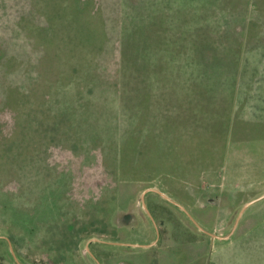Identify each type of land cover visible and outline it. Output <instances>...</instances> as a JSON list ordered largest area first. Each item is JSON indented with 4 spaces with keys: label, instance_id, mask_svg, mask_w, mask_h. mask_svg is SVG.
Instances as JSON below:
<instances>
[{
    "label": "rangeland",
    "instance_id": "obj_1",
    "mask_svg": "<svg viewBox=\"0 0 264 264\" xmlns=\"http://www.w3.org/2000/svg\"><path fill=\"white\" fill-rule=\"evenodd\" d=\"M221 2L0 0V264L197 229L175 202L203 169L264 188V0Z\"/></svg>",
    "mask_w": 264,
    "mask_h": 264
},
{
    "label": "crops",
    "instance_id": "obj_2",
    "mask_svg": "<svg viewBox=\"0 0 264 264\" xmlns=\"http://www.w3.org/2000/svg\"><path fill=\"white\" fill-rule=\"evenodd\" d=\"M206 175L203 169L197 182L183 185L191 196L179 200L197 229L185 224L181 230H163V217L155 216L160 228L155 224L148 240L128 231L103 239L101 264H264V188L207 183Z\"/></svg>",
    "mask_w": 264,
    "mask_h": 264
},
{
    "label": "trees",
    "instance_id": "obj_3",
    "mask_svg": "<svg viewBox=\"0 0 264 264\" xmlns=\"http://www.w3.org/2000/svg\"><path fill=\"white\" fill-rule=\"evenodd\" d=\"M221 1H222V0H217L218 6H222V5H221V4H222ZM223 1H226V0H223ZM131 31H132V32L129 33V34L132 33V37H131L130 39H133V33H134V31H133V30H131ZM192 35H193V34H192ZM142 39H143V38H142ZM135 40H137V39H135ZM139 40H141V39H138L137 41H139ZM143 40H144V39H143ZM189 41H190V43H191V47H190V49H191V51H192V53H193V57H197V58H198V56H197L198 53H197V52H199V51L202 49V47L200 46L198 40H197L194 36H191V39H190ZM141 44H145V42H142ZM142 47H144V46H142ZM145 47H146V46H145ZM135 49H136V47H134V48L132 49V54L134 53ZM140 49H141V48H140ZM142 49H143V48H142ZM141 51H142V50H141ZM137 52H138V49H137ZM134 54H135V53H134ZM140 57H144V53H142V55H141ZM189 85H190V89H192L191 98L194 100V103L197 105V104H198L199 95H198V93H197L198 90H196V89L199 87L200 84H198V81L193 80V82L190 83Z\"/></svg>",
    "mask_w": 264,
    "mask_h": 264
},
{
    "label": "water",
    "instance_id": "obj_4",
    "mask_svg": "<svg viewBox=\"0 0 264 264\" xmlns=\"http://www.w3.org/2000/svg\"><path fill=\"white\" fill-rule=\"evenodd\" d=\"M151 189H153V190H155V191H157V192H159L160 194H162V195H164L166 198H168L169 199V197H167L164 193H162L161 191H159V190H157V189H154V188H151ZM171 200V199H170ZM171 201H173V200H171ZM173 202H175V201H173ZM179 207H181L188 215H189V217H191V219L193 220V221H195L194 220V218L192 217V215L187 211V209L185 208V207H183L181 204H179V203H177V202H175ZM150 214V213H149ZM150 216H151V218L153 219V216L150 214ZM154 221V220H153Z\"/></svg>",
    "mask_w": 264,
    "mask_h": 264
}]
</instances>
